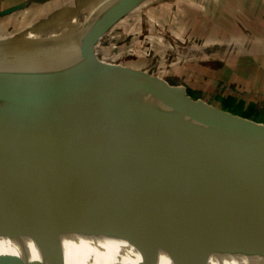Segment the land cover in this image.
Returning a JSON list of instances; mask_svg holds the SVG:
<instances>
[{"label":"water","instance_id":"obj_1","mask_svg":"<svg viewBox=\"0 0 264 264\" xmlns=\"http://www.w3.org/2000/svg\"><path fill=\"white\" fill-rule=\"evenodd\" d=\"M137 6L126 0L105 15L82 48L83 58L94 55L93 46L112 24ZM24 7L9 8L0 16ZM88 92L115 101L128 115L213 167L264 176V134L255 130L264 125L210 105L204 113L191 103H207L199 98L194 102L185 87L172 94L146 73L100 61L46 56L2 65L0 264H264V250L250 249L220 225L163 211L156 201L114 198L86 175L30 146L20 127L8 123L14 113L33 105ZM128 180L164 197L228 198L177 180Z\"/></svg>","mask_w":264,"mask_h":264},{"label":"bare ground","instance_id":"obj_2","mask_svg":"<svg viewBox=\"0 0 264 264\" xmlns=\"http://www.w3.org/2000/svg\"><path fill=\"white\" fill-rule=\"evenodd\" d=\"M87 1L77 0L72 4V1L64 3V0H41L0 19V45L8 43L6 52L0 56V65L5 55L10 56L18 43L24 46L29 39L32 40L29 43L30 49L37 41L45 39L37 47L34 46L29 58L36 59L43 54L55 56V52L65 43L51 50L56 46L57 38L64 39L71 24L73 28L78 23L76 16L72 17V11L77 12ZM124 1L94 0L91 12L96 9L110 11ZM135 1L140 5L146 2L157 3L159 0ZM214 46L212 49H216ZM212 49L206 48L205 52ZM56 58L63 60L62 55ZM24 59L27 60L26 56ZM84 94L67 96L47 105H33L27 110L14 113L8 123L20 127L30 146L61 166L86 175L122 202L130 203L139 199L156 201L163 211H174L215 223L223 231L243 238L250 249L258 252L264 250L263 175L248 170H242L244 172L241 174H231L213 167L151 125L128 115L126 110H121L123 108L109 104L98 105ZM97 94L103 98L101 93ZM255 130L264 134L262 128ZM210 169L219 174L201 172ZM200 177L205 179L193 183ZM128 178L177 180L214 189L228 198L164 197L159 190L143 188ZM207 178L221 180L218 185H213Z\"/></svg>","mask_w":264,"mask_h":264},{"label":"rangeland","instance_id":"obj_3","mask_svg":"<svg viewBox=\"0 0 264 264\" xmlns=\"http://www.w3.org/2000/svg\"><path fill=\"white\" fill-rule=\"evenodd\" d=\"M69 1L74 4L77 0H64V3ZM93 3L94 0H89L77 12L72 11V17L76 16L78 22L83 23L74 27L75 33L72 32L70 40L66 35L62 40L57 38L56 47L65 43L55 52V57L62 55L65 62H85L82 48L93 35L98 22L112 11L96 9L91 12ZM137 8L112 24L89 59L146 73L165 85L172 94H177L180 86L190 89L193 96L188 95L194 102L199 98L207 103L202 107L191 103L204 113H209L210 105L217 111L221 109L237 116L224 110L214 97L217 93L234 94L247 104L252 102L256 105L259 122L264 125V35L261 33L264 30V0H159L157 3L140 4ZM43 40L37 41L33 48ZM202 40H206L207 47L215 45L216 49L211 47L210 51L190 57L179 53L181 46L186 48L187 43ZM31 41H26L24 46L18 43L10 56L5 55L0 66L30 60ZM7 46L8 43L0 45V56L6 52ZM186 52L191 53L188 49ZM20 56L23 57L19 60ZM84 95L98 105L123 108L97 93ZM183 100L187 101L186 98ZM202 171L218 173L212 169ZM204 179L200 177L193 183ZM219 180L209 179L208 182L218 185Z\"/></svg>","mask_w":264,"mask_h":264},{"label":"crops","instance_id":"obj_4","mask_svg":"<svg viewBox=\"0 0 264 264\" xmlns=\"http://www.w3.org/2000/svg\"><path fill=\"white\" fill-rule=\"evenodd\" d=\"M40 1L41 0H0V13L2 11H5V10L9 9V8H13V7H16V6H19V5H25V7L21 9V10H24V9L29 8L30 6H32V4L38 3ZM21 10H19V11H21ZM16 12H18V11H15V12L9 14V15L0 16V19H3L5 17H8V16H10V15L16 13ZM82 23L83 22H78L76 25H81ZM70 27H71L70 31L69 30L66 31V33H67V36H66L67 40H70V38L73 37L72 32L75 33L74 27L72 28V24H71ZM101 39L102 38H100L99 41ZM59 40H61V38ZM57 42H56V44H57ZM205 42H206V40H202V41H199V42H193V43H187L186 44V48L184 46H181L180 47L179 53L181 52L182 54L187 55L186 57H188V56L190 57V56H193V55L194 56L195 55L199 56L202 52L203 53L205 52L206 48H209V47H212L213 46L212 45V46L207 47V45H206ZM208 43H210V42H208ZM97 45H99L98 42L93 46V49H98V46ZM208 45H210V44H208ZM55 48H56V46L54 45L51 50H53ZM186 49L190 50L191 53L190 54H186L187 53L186 52ZM179 53H176V55L179 54ZM88 60L89 61H94V60H91L89 58L85 59V61H88Z\"/></svg>","mask_w":264,"mask_h":264},{"label":"trees","instance_id":"obj_5","mask_svg":"<svg viewBox=\"0 0 264 264\" xmlns=\"http://www.w3.org/2000/svg\"><path fill=\"white\" fill-rule=\"evenodd\" d=\"M188 93L193 96V92L190 89H187ZM215 99L219 105L227 111L237 114L241 121L249 120L252 122H259L260 114L257 110V107L254 103H246V101L234 94H215Z\"/></svg>","mask_w":264,"mask_h":264},{"label":"flooded vegetation","instance_id":"obj_6","mask_svg":"<svg viewBox=\"0 0 264 264\" xmlns=\"http://www.w3.org/2000/svg\"><path fill=\"white\" fill-rule=\"evenodd\" d=\"M261 33H262V35H264V30H262V32H261Z\"/></svg>","mask_w":264,"mask_h":264}]
</instances>
